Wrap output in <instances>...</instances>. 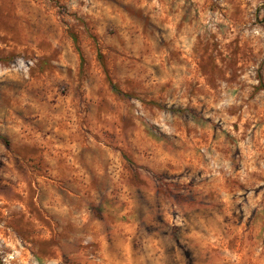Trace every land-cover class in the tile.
Wrapping results in <instances>:
<instances>
[{
    "label": "rangeland",
    "instance_id": "1",
    "mask_svg": "<svg viewBox=\"0 0 264 264\" xmlns=\"http://www.w3.org/2000/svg\"><path fill=\"white\" fill-rule=\"evenodd\" d=\"M0 264H264V0H0Z\"/></svg>",
    "mask_w": 264,
    "mask_h": 264
}]
</instances>
